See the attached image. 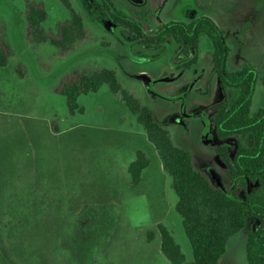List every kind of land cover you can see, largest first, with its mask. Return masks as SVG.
Listing matches in <instances>:
<instances>
[{"label": "rangeland", "instance_id": "1", "mask_svg": "<svg viewBox=\"0 0 264 264\" xmlns=\"http://www.w3.org/2000/svg\"><path fill=\"white\" fill-rule=\"evenodd\" d=\"M27 2L44 6L46 31L55 33L57 23L69 19L60 0H0V41L8 52L0 67V218L10 221L2 238L6 249L21 264H170L159 248L156 224L162 223L192 262L171 180L136 118L106 85L78 97L83 112L74 114L57 89L75 73L115 70L172 142L192 153L195 167L229 189L213 150L217 142H203L209 113L220 99L209 40L201 36L196 66L177 71L174 42L138 45L99 0H71L87 37L61 53L48 43L28 42ZM112 2L150 31L208 17L230 35L229 71L243 62L264 63V0ZM228 95L232 99L236 91ZM259 108L264 109V89L257 85L251 110ZM136 151L146 155L149 166L133 190L127 167ZM147 231L155 232L150 243ZM246 233L230 238L218 264H246Z\"/></svg>", "mask_w": 264, "mask_h": 264}, {"label": "trees", "instance_id": "2", "mask_svg": "<svg viewBox=\"0 0 264 264\" xmlns=\"http://www.w3.org/2000/svg\"><path fill=\"white\" fill-rule=\"evenodd\" d=\"M69 19L56 25V32L46 31L42 24L47 12L41 3L27 2L25 20L27 39L32 45L48 43L61 53L69 52L78 41L87 37L82 16L75 11L71 0H60ZM110 20L141 46H161L169 41L178 47L174 69L188 71L199 62V43L205 36L211 45V62L217 77L219 101L212 107L208 126L217 162L224 169L230 188L216 186L193 162L192 153L176 146L166 129L161 127L153 112L139 98L128 91L117 72L103 68L93 72L75 73L65 78L57 93L64 97L70 114L82 113L77 104L81 95L96 93L106 85L136 122L154 147L163 172L171 180L176 195L175 211L192 250V262L187 263L168 228L156 224L160 253L170 264H218L225 254L230 238L247 229L245 243L246 264H264V109L251 110L257 85L264 89V63L259 67L243 62L234 71L227 69L230 35L208 17H197L188 23L167 22L154 30H147L139 21L118 11L112 0H99ZM8 52L0 41V67L7 63ZM229 90L236 91L234 98ZM212 132V133H211ZM249 139V143H245ZM149 160L136 151L128 165L130 186L136 190ZM240 191V195L235 192ZM9 217L0 218V264H21L10 255L3 243V233L9 227ZM253 220L254 225L248 221ZM5 221V222H4ZM6 224V225H5ZM155 232L147 231L150 243ZM24 253L18 254L21 259Z\"/></svg>", "mask_w": 264, "mask_h": 264}, {"label": "water", "instance_id": "3", "mask_svg": "<svg viewBox=\"0 0 264 264\" xmlns=\"http://www.w3.org/2000/svg\"><path fill=\"white\" fill-rule=\"evenodd\" d=\"M210 131L208 130L206 135L203 137V142L205 145H208L211 142V138H210Z\"/></svg>", "mask_w": 264, "mask_h": 264}, {"label": "flooded vegetation", "instance_id": "4", "mask_svg": "<svg viewBox=\"0 0 264 264\" xmlns=\"http://www.w3.org/2000/svg\"><path fill=\"white\" fill-rule=\"evenodd\" d=\"M209 129H210V128H209V126H208V130H209ZM208 130H207V131H208ZM211 133H212V132H211ZM223 170H224V169H223Z\"/></svg>", "mask_w": 264, "mask_h": 264}]
</instances>
